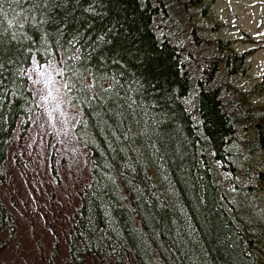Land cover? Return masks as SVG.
Wrapping results in <instances>:
<instances>
[{
    "label": "trees",
    "instance_id": "1",
    "mask_svg": "<svg viewBox=\"0 0 264 264\" xmlns=\"http://www.w3.org/2000/svg\"><path fill=\"white\" fill-rule=\"evenodd\" d=\"M160 3L0 0V183L12 133H23L37 110L26 70L58 61L68 99L79 108L74 132L90 169L64 264H87L90 255L101 264H264L261 225L220 197L212 167L214 159L228 161L236 140L244 148L237 154H264V112L256 114L251 101L235 112L238 93L217 81L212 60L210 74L187 70L174 37L158 33ZM227 52L225 77L243 71L242 54ZM261 88L258 82L249 94ZM189 92L194 112L184 100ZM241 120L254 129L242 138ZM0 225L14 232L1 201Z\"/></svg>",
    "mask_w": 264,
    "mask_h": 264
},
{
    "label": "rangeland",
    "instance_id": "2",
    "mask_svg": "<svg viewBox=\"0 0 264 264\" xmlns=\"http://www.w3.org/2000/svg\"><path fill=\"white\" fill-rule=\"evenodd\" d=\"M159 6L155 17L158 33L174 37L185 55L187 70H195L194 76H201L206 69L210 74L208 60H212L217 81L238 93L240 107L235 112L243 113L249 101L256 114L264 112V0H202L194 6L184 0H161ZM166 7L169 12L175 10L174 14L166 12ZM219 40L229 41V47L246 53L245 70L225 77L222 57L229 47L218 48ZM26 75L37 110L23 133L18 129L12 133L3 162L0 201L13 219L14 232L0 225V264H64L69 254L68 228L80 202L79 192L90 179L87 150L74 132L80 112L68 99L61 63L32 62ZM258 82L262 88L249 94ZM184 100L194 112L193 92ZM243 122L236 123L240 138L254 132ZM229 149L227 162L214 159L212 165L220 197L264 231V154H237L244 150L238 140ZM259 168L263 169L259 180H251ZM250 184L255 188L245 191ZM87 264L101 263L90 255ZM124 264L136 263L130 258Z\"/></svg>",
    "mask_w": 264,
    "mask_h": 264
},
{
    "label": "flooded vegetation",
    "instance_id": "3",
    "mask_svg": "<svg viewBox=\"0 0 264 264\" xmlns=\"http://www.w3.org/2000/svg\"><path fill=\"white\" fill-rule=\"evenodd\" d=\"M234 50L236 53H241L242 54V64H241V67L243 68V70H245L246 69V66H244L243 67V64L245 65V59H246V57H245V52L244 51H237V50H235V49H233L231 46L229 47V49H228V52H232V51ZM228 52H227V54H228ZM236 53H233L232 55H231V57H236L237 55H236Z\"/></svg>",
    "mask_w": 264,
    "mask_h": 264
}]
</instances>
